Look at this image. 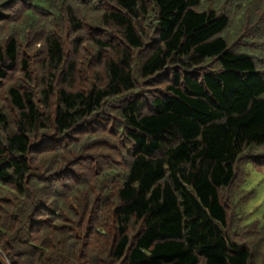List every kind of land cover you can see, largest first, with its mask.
<instances>
[{"label":"trees","instance_id":"trees-1","mask_svg":"<svg viewBox=\"0 0 264 264\" xmlns=\"http://www.w3.org/2000/svg\"><path fill=\"white\" fill-rule=\"evenodd\" d=\"M0 264H264V0H0Z\"/></svg>","mask_w":264,"mask_h":264},{"label":"rangeland","instance_id":"rangeland-1","mask_svg":"<svg viewBox=\"0 0 264 264\" xmlns=\"http://www.w3.org/2000/svg\"><path fill=\"white\" fill-rule=\"evenodd\" d=\"M0 89V98H2ZM243 180L239 185L240 195H244L242 222L244 224L261 221L264 218V166L257 167L246 162L242 169Z\"/></svg>","mask_w":264,"mask_h":264}]
</instances>
